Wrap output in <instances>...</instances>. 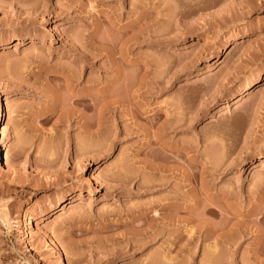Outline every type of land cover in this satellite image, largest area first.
Segmentation results:
<instances>
[{
	"label": "rangeland",
	"instance_id": "1",
	"mask_svg": "<svg viewBox=\"0 0 264 264\" xmlns=\"http://www.w3.org/2000/svg\"><path fill=\"white\" fill-rule=\"evenodd\" d=\"M0 43V264H264V0H0Z\"/></svg>",
	"mask_w": 264,
	"mask_h": 264
},
{
	"label": "bare ground",
	"instance_id": "2",
	"mask_svg": "<svg viewBox=\"0 0 264 264\" xmlns=\"http://www.w3.org/2000/svg\"><path fill=\"white\" fill-rule=\"evenodd\" d=\"M131 39H133V41L134 40H136L137 38H136V34H134V35H132V38ZM0 45H1V43H0ZM0 48H1V46H0ZM229 54V50H225L224 51V53H223V55L224 56H227ZM85 57V56H84ZM87 58L88 57H85L84 58V60H87ZM86 62V61H85ZM66 80V82H65V84H66V86H68V88H69V86L73 83V78L71 77V76H69V77H67V78H65ZM255 86V83L254 84H250V85H248L246 88H245V90H244V92L241 94V95H239V97H238V99H237V101H241V100H243V98H244V96L247 94V93H249V91L253 88ZM104 93H106L108 90L105 88V89H103L102 90ZM83 93H84V91L83 92H77V95H76V97L75 98H72V99H69V101L71 100V103H73V104H80L81 106H83L85 109H87V108H89V107H91V102L88 100V98L87 97H85V96H83ZM85 94V93H84ZM3 96H4V98H3ZM120 97L119 98H117V99H111V100H106V101H103V102H101L100 103V106L97 108V113H99L98 115H97V117H95V118H93L92 119V117H91V120L89 119V120H86V121H84L85 122V124L87 125V126H91V125H96L98 128L99 127H101V126H103L105 123H106V120H105V118L104 117H102L103 115V112H104V110L105 109H109L110 107H112L113 106V104H115V102H117V103H121L122 102V100L120 101ZM7 100H9V95H2L1 97H0V124L5 120V117H6V108H5V102L7 101ZM57 100V99H56ZM55 100V101H56ZM69 103L70 102H68V104H67V102L65 103L66 104V106H64V108L66 107V109L69 107L68 105H69ZM64 104V105H65ZM72 105V104H71ZM71 105H70V107H71ZM73 107V106H72ZM71 107V108H72ZM63 108V109H64ZM70 108V109H71ZM66 109H64V111L66 112ZM69 109V110H70ZM67 111H68V109H67ZM74 111V110H73ZM74 113V112H73ZM156 114V113H155ZM157 115V114H156ZM183 120V118L181 117H177V119L173 122V124H170L171 126H173V127H178L179 125H180V121H182ZM83 122V123H84ZM2 145H4V143L3 142H1L0 143V161H1V163L2 164H4L7 168H10L11 167V161H10V158L7 156V155H3V148L1 147ZM183 148L184 149H186V147L185 146H183ZM85 150H87V149H85ZM89 150V149H88ZM119 174V173H118ZM115 176H117V175H115ZM121 176V175H120ZM127 177V176H126ZM117 179H118V177H117ZM121 179H123V178H121ZM126 180V179H125ZM69 198V197H68ZM73 200V199H72ZM71 201V198L70 199H66V200H63L58 206L60 207V205L61 204H63L62 205V208H63V206H66L69 202ZM206 209V211H212V212H215V209H213L212 207H208V208H205ZM148 211V210H147ZM153 211V210H152ZM154 212L155 213H158V211H157V209H154ZM212 229V228H211ZM226 240V239H225ZM211 251H212V253L214 254L215 253V251H216V243L214 244H212V246H211ZM57 253H58V255L61 257L62 256V254H61V252L59 251V250H57ZM169 259V257L168 258H166V260H167V262L168 261H171V258H170V260H168ZM64 260H65V262L67 263V264H70L72 261H71V258L70 257H68V256H66V258H64ZM166 260H165V262H166ZM166 262V263H167Z\"/></svg>",
	"mask_w": 264,
	"mask_h": 264
}]
</instances>
